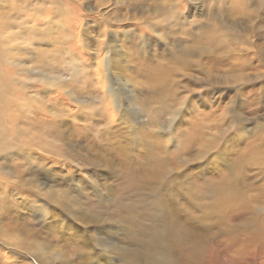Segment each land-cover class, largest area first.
I'll list each match as a JSON object with an SVG mask.
<instances>
[{
  "label": "rangeland",
  "instance_id": "obj_1",
  "mask_svg": "<svg viewBox=\"0 0 264 264\" xmlns=\"http://www.w3.org/2000/svg\"><path fill=\"white\" fill-rule=\"evenodd\" d=\"M0 264H264V0H0Z\"/></svg>",
  "mask_w": 264,
  "mask_h": 264
},
{
  "label": "bare ground",
  "instance_id": "obj_2",
  "mask_svg": "<svg viewBox=\"0 0 264 264\" xmlns=\"http://www.w3.org/2000/svg\"><path fill=\"white\" fill-rule=\"evenodd\" d=\"M6 3V2H5ZM42 5H43V3H41ZM4 5V4H3ZM7 5V4H6ZM41 5V6H42ZM79 5V4H78ZM45 6V5H44ZM262 6V4H259V7H261ZM43 8V7H42ZM257 16V15H256ZM226 26V25H225ZM220 30V29H219ZM230 30V29H229ZM107 65H108V58H107V52L106 51H102V49L100 50V53H99V55H98V59H96V61H95V63H94V69H95V71H96V73H97V75H98V80L100 81V83L102 84V82H103V78L105 77V75H103L104 74V72H105V69H104V67H106V69H107ZM158 78H160L161 77V74L159 73V75L157 76ZM164 76H162V78H163ZM107 110H108V112H109V120H110V123L112 124L115 120H116V116L111 112V110L107 107ZM226 184V183H225ZM221 186H223V185H221ZM229 188V186H228V184L227 185H224L223 187H221V191L223 192V194L220 192V196L221 197H219L220 198V200L222 201V202H224L222 205H224V206H222V207H226V209H227V202L228 201H230L231 200V196L230 197H228V196H226V194H225V191L227 190ZM233 193V192H232ZM223 195V196H222ZM233 196V195H232ZM234 199V198H233ZM221 206V205H220ZM218 209V208H217ZM229 209V208H228ZM231 209V208H230ZM229 209V210H230ZM219 210V209H218ZM235 217V216H234ZM162 220V219H161ZM158 222V221H157ZM165 228V227H164ZM158 231V230H157ZM171 233V232H170ZM166 233H165V230H164V232H161V233H159L156 237H155V239L154 240H158V239H161V238H166ZM153 236V235H152ZM242 238V237H241ZM154 240H152L151 239V241H154ZM169 240V239H168ZM172 240V239H171ZM178 243V242H177ZM164 244V243H163ZM172 244V243H171ZM41 249V248H40ZM175 251V250H174ZM194 252V251H193ZM225 258V257H224Z\"/></svg>",
  "mask_w": 264,
  "mask_h": 264
}]
</instances>
